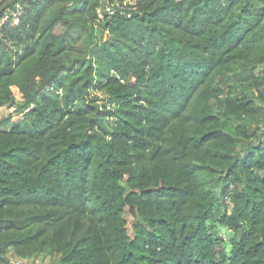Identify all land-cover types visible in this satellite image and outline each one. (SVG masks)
<instances>
[{"label":"trees","instance_id":"obj_1","mask_svg":"<svg viewBox=\"0 0 264 264\" xmlns=\"http://www.w3.org/2000/svg\"><path fill=\"white\" fill-rule=\"evenodd\" d=\"M102 1L0 0V264H264V0Z\"/></svg>","mask_w":264,"mask_h":264},{"label":"rangeland","instance_id":"obj_2","mask_svg":"<svg viewBox=\"0 0 264 264\" xmlns=\"http://www.w3.org/2000/svg\"><path fill=\"white\" fill-rule=\"evenodd\" d=\"M137 1L138 0H124L123 3L134 4ZM83 44H84V42H83ZM13 90H14V93H15L17 99H22V94L20 93V90L17 87H13ZM94 94L100 96V98H101L100 103H107L108 102L107 98L105 97V95L103 93L94 92ZM14 110H15L14 108L5 107V108H3V115L7 116L9 114H13L14 115L13 119L18 120L21 117V115L16 113ZM127 217H128V220L130 221V226H131V222L133 219L130 215H128ZM13 261L18 262L19 264H56L57 258L47 256V255L46 256L40 255V256H37L36 258L29 259L28 261L20 260L17 258H13Z\"/></svg>","mask_w":264,"mask_h":264},{"label":"water","instance_id":"obj_3","mask_svg":"<svg viewBox=\"0 0 264 264\" xmlns=\"http://www.w3.org/2000/svg\"><path fill=\"white\" fill-rule=\"evenodd\" d=\"M107 7V2L106 0L102 1V5H101V11L104 13ZM8 264H19L18 262H14V261H10Z\"/></svg>","mask_w":264,"mask_h":264},{"label":"built area","instance_id":"obj_4","mask_svg":"<svg viewBox=\"0 0 264 264\" xmlns=\"http://www.w3.org/2000/svg\"><path fill=\"white\" fill-rule=\"evenodd\" d=\"M117 5L120 6L119 2L117 3ZM105 12L110 13V14H113L115 12L114 6H111V5L108 6L107 5Z\"/></svg>","mask_w":264,"mask_h":264}]
</instances>
